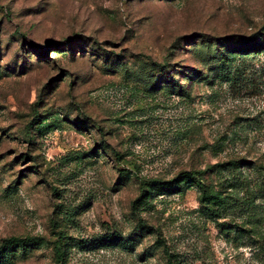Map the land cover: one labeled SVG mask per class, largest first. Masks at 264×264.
Returning <instances> with one entry per match:
<instances>
[{
  "label": "rangeland",
  "instance_id": "rangeland-1",
  "mask_svg": "<svg viewBox=\"0 0 264 264\" xmlns=\"http://www.w3.org/2000/svg\"><path fill=\"white\" fill-rule=\"evenodd\" d=\"M250 38L264 0H0V264H264Z\"/></svg>",
  "mask_w": 264,
  "mask_h": 264
},
{
  "label": "trees",
  "instance_id": "trees-1",
  "mask_svg": "<svg viewBox=\"0 0 264 264\" xmlns=\"http://www.w3.org/2000/svg\"><path fill=\"white\" fill-rule=\"evenodd\" d=\"M250 41H242V48L244 49V50H247V48H249L248 46H249V42H251V43H254L253 42V39L252 38H250L249 39ZM255 45V50H260V49H264V40H259V41H256L255 43H254ZM230 79H235V76H234V74L233 75H230L229 76V80ZM234 82V81H233ZM192 176V175H194V173L193 172H184V173H181V176ZM137 180L139 181V184L142 186V185H144V184H146L148 181H150L151 179H143V178H141V177H137ZM195 182H196V184H197V186L200 188V190H201V194H202V198H204V192H203V186H202V183H201V181L198 179V178H195Z\"/></svg>",
  "mask_w": 264,
  "mask_h": 264
}]
</instances>
